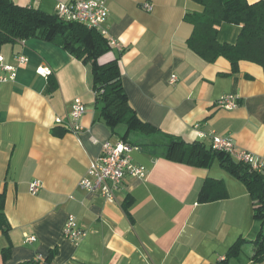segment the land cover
I'll return each mask as SVG.
<instances>
[{
    "label": "crops",
    "instance_id": "1",
    "mask_svg": "<svg viewBox=\"0 0 264 264\" xmlns=\"http://www.w3.org/2000/svg\"><path fill=\"white\" fill-rule=\"evenodd\" d=\"M12 1L54 15L58 5L81 0ZM107 7L106 38L121 48L110 45L100 62L119 60L130 104L159 132L110 128L96 109L90 68L61 47L35 38L3 46L18 73L0 87V194L11 225L9 236L0 230V264H264L257 258L264 221L255 218L245 184L217 161L196 167L169 160L166 148L167 134L207 148L220 137L235 153L264 162L263 68L243 61L233 73L227 59L208 63L193 52L187 45L193 26L184 17L204 9L191 0H107ZM240 33L224 23L218 41L235 44ZM18 55L28 62L18 64ZM49 78L57 82L50 94ZM227 94L238 96L236 109L218 105ZM76 99L86 107L78 133L66 128ZM125 136L147 178L127 177L114 202L82 189L102 144ZM36 180L42 187L32 194ZM206 184L211 198L225 197L201 203ZM70 216L86 234L79 243L64 235ZM31 236L35 242L27 241Z\"/></svg>",
    "mask_w": 264,
    "mask_h": 264
},
{
    "label": "trees",
    "instance_id": "2",
    "mask_svg": "<svg viewBox=\"0 0 264 264\" xmlns=\"http://www.w3.org/2000/svg\"><path fill=\"white\" fill-rule=\"evenodd\" d=\"M203 7L202 13H187L184 20L193 26V32L187 40L188 47L208 63H214L223 57L232 66L233 73L238 72L241 62H250L264 70V0L250 4L249 0H191ZM241 27V33L235 44H221L218 41L222 24ZM40 39L52 43L69 52L74 58L90 68L93 89L96 92V109L101 118L113 130L120 124L131 131L158 133L159 130L144 122L130 104L125 92L119 60L101 63L100 59L111 52L106 36L86 25L66 21L57 14L49 15L34 7H22L12 0H0V50L8 44L29 39ZM57 89L56 80L49 78L47 92ZM64 131L63 133H65ZM161 132V131H160ZM62 135V134H60ZM168 137L167 158L196 167H210L214 162L239 179L247 187L255 207V218L264 221V175L250 165L236 160L230 153L207 148L205 144L189 143L174 137ZM124 142L127 136L123 137ZM206 184L199 196L201 203L215 198L208 195ZM5 192L0 194V230L9 236L11 225L5 214ZM131 203L125 205L126 210ZM236 244L231 250L238 251ZM10 256V249L3 252V259ZM52 255L48 258L50 260ZM264 260V240L257 254ZM20 264H36L24 262Z\"/></svg>",
    "mask_w": 264,
    "mask_h": 264
},
{
    "label": "built area",
    "instance_id": "3",
    "mask_svg": "<svg viewBox=\"0 0 264 264\" xmlns=\"http://www.w3.org/2000/svg\"><path fill=\"white\" fill-rule=\"evenodd\" d=\"M143 7L148 12L153 10L150 3H145ZM56 13L66 21L86 25L91 29L98 30L103 36H107L106 24L109 18L107 0H81L71 4H60L56 8ZM110 45L121 48V44L116 40H111ZM16 61L18 64H26L28 58L24 55H18ZM38 72L43 74L40 70ZM17 73V66L8 63L0 52V87L3 83L15 81ZM175 81L176 76H173L171 82L174 83ZM237 100V95L227 94L220 98L218 105L231 111L238 107ZM85 113L86 107L82 100L76 99L72 104L69 122L66 125L67 130L78 133L81 130L78 122ZM59 123L61 122L59 121ZM212 147L215 150L234 154L238 161L250 165L254 170L264 175V162L247 152L235 153L233 144L229 139L214 137ZM132 153L133 145L128 142H104L100 157L90 164L87 175L81 179L79 186L88 192L99 193L109 202H114L116 190L122 186L127 177L142 180L147 178L146 169L134 161ZM41 187L40 181H33L30 186L31 193L37 194ZM63 232L65 237L74 243H79L86 235L74 216L68 218ZM27 241L35 242L36 237H27Z\"/></svg>",
    "mask_w": 264,
    "mask_h": 264
},
{
    "label": "rangeland",
    "instance_id": "4",
    "mask_svg": "<svg viewBox=\"0 0 264 264\" xmlns=\"http://www.w3.org/2000/svg\"><path fill=\"white\" fill-rule=\"evenodd\" d=\"M120 127H126L125 125H122V126H120Z\"/></svg>",
    "mask_w": 264,
    "mask_h": 264
}]
</instances>
